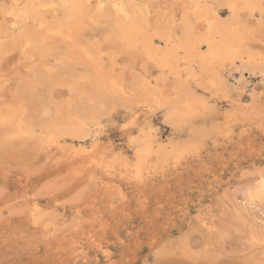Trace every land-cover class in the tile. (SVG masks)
Instances as JSON below:
<instances>
[{"label":"rangeland","instance_id":"obj_1","mask_svg":"<svg viewBox=\"0 0 264 264\" xmlns=\"http://www.w3.org/2000/svg\"><path fill=\"white\" fill-rule=\"evenodd\" d=\"M233 6L0 0V264H264V0Z\"/></svg>","mask_w":264,"mask_h":264},{"label":"bare ground","instance_id":"obj_2","mask_svg":"<svg viewBox=\"0 0 264 264\" xmlns=\"http://www.w3.org/2000/svg\"><path fill=\"white\" fill-rule=\"evenodd\" d=\"M203 1V0H202ZM206 1V0H205ZM218 1V0H217ZM223 1H225L226 2V4L230 7V8H233L234 6L233 5H235V2L237 1V0H223ZM191 2V1H190ZM192 3H193V1H192ZM70 5V4H69ZM65 6H66V4H65ZM237 6V5H236ZM225 8H227V7H225ZM49 9V8H48ZM235 9V8H234ZM227 11H229V10H227ZM215 12V11H214ZM202 13H200V15H201ZM234 14V13H233ZM232 14V15H233ZM232 15H231V17H232ZM214 17V16H213ZM234 17V16H233ZM13 18V17H12ZM214 18H216V17H214ZM233 29H234V27H233ZM217 32V31H216ZM219 32V31H218ZM220 34V33H219ZM233 34H234V32H233ZM212 35H214V34H212ZM233 36V35H232ZM221 37V36H220ZM213 38V37H212ZM223 39H224V41H225V38L223 37ZM213 40V39H212ZM230 43V42H229ZM215 44H217V42L215 41ZM231 45V44H230ZM230 45H227V43L226 44H223V45H221V46H215L214 44H212V42L210 41V43H209V53H210V55L213 57L214 55H215V57H216V55H219L218 54V52H220V51H225V50H227V48H228V46H230ZM233 47V46H232ZM208 48V47H207ZM232 50V49H231ZM25 51V50H24ZM233 52V51H232ZM235 52V51H234ZM221 53V52H220ZM224 53V52H223ZM222 55V54H221ZM206 56V55H205ZM203 57V56H202ZM220 57V56H219ZM230 57V56H229ZM222 58V57H221ZM231 58H232V56H231ZM213 59H214V57H213ZM233 59V58H232ZM231 59V60H232ZM218 60H220V63H222L221 62V59H218ZM218 60H216L217 62H218ZM230 60V59H229ZM214 61V60H213ZM233 61V60H232ZM217 62H216V64H217ZM203 63V62H202ZM204 64V63H203ZM215 64V65H216ZM224 64H226L225 62H224ZM214 65V64H213ZM220 65V64H219ZM204 67H205V65H204ZM214 78V77H213ZM214 80V79H213ZM218 80V79H217ZM221 80V79H220ZM219 81V80H218ZM212 83V82H211ZM210 84V83H209ZM210 86V85H209ZM188 111H191V110H188ZM196 114V113H195ZM175 115V114H174ZM176 115H177V112H176ZM180 115V114H179ZM178 115V116H179ZM190 115V114H189ZM177 116V117H178ZM179 118V117H178ZM174 125V124H173ZM176 125H177V123H176ZM178 130H179V127H178ZM173 140V139H172ZM133 141H131V143H132ZM155 143V142H154ZM130 144V143H129ZM135 144H137V142L135 143ZM139 145H140V143H138ZM158 145V144H157ZM159 145L162 147V145L159 143ZM159 146V149L161 148ZM146 148V147H145ZM144 149V148H143ZM141 150V149H140ZM144 150H146V149H144ZM162 150V149H161ZM144 152V151H143ZM139 153H140V151H139Z\"/></svg>","mask_w":264,"mask_h":264}]
</instances>
